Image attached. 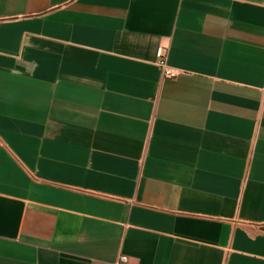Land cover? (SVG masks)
Instances as JSON below:
<instances>
[{"label": "crops", "instance_id": "0c3cea01", "mask_svg": "<svg viewBox=\"0 0 264 264\" xmlns=\"http://www.w3.org/2000/svg\"><path fill=\"white\" fill-rule=\"evenodd\" d=\"M119 254L264 264V0H0V264Z\"/></svg>", "mask_w": 264, "mask_h": 264}, {"label": "built area", "instance_id": "2783aa9c", "mask_svg": "<svg viewBox=\"0 0 264 264\" xmlns=\"http://www.w3.org/2000/svg\"><path fill=\"white\" fill-rule=\"evenodd\" d=\"M166 50H167V46L164 43L161 42L157 43L154 49V55H155L154 62L159 67V73L162 77H171L177 73L178 69L174 66L169 65L166 62ZM125 260H126V255L119 254L113 263L119 264L121 262H124Z\"/></svg>", "mask_w": 264, "mask_h": 264}]
</instances>
